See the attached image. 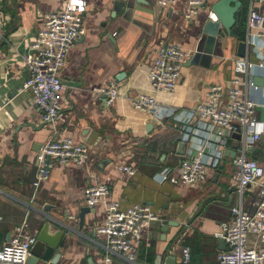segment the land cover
Masks as SVG:
<instances>
[{
  "label": "crops",
  "instance_id": "1",
  "mask_svg": "<svg viewBox=\"0 0 264 264\" xmlns=\"http://www.w3.org/2000/svg\"><path fill=\"white\" fill-rule=\"evenodd\" d=\"M115 1L87 0L82 16L87 34L67 58L61 73L65 85L59 96L62 110L56 123L50 125L44 122V112L35 105L32 92L21 89L29 76L25 57L45 17L67 0H0V248L25 222L37 234L48 223L50 235L71 226L77 233L69 235L58 264H102L106 253L97 229L103 224L104 206L92 208L82 231L76 215L88 206L84 195L87 187L108 184L111 198L120 201L123 209L149 205L162 219L150 226L141 241L139 264H155L158 256L165 264L170 254L176 264H183L184 247L191 250L189 264H219L218 254L224 250L216 237L220 225L232 221L234 207L254 212L257 192L264 187L253 186L241 194L233 180L231 155L219 168L210 170L207 182L195 187L174 185L171 176L177 174L187 145L180 147L182 126L173 116H186L211 85L233 78L235 60L241 58L237 56L238 44L248 37L254 46L249 60L256 64L250 76L252 80L264 77L259 66L264 56L261 29L248 28L249 3L239 0L243 6L237 16L246 19L245 37L224 38V56H213L210 68L187 62L174 92L157 93L146 76L159 47L177 43L193 54L207 14L219 0H209L198 21L192 23L184 20L181 4L166 8L162 15L159 7L152 10L142 4L129 19L118 15L112 20ZM254 9L264 14V0L255 2ZM113 80L119 83L120 98L111 106L105 95L93 90ZM141 94L156 97L163 119L132 107L130 99ZM252 97L264 102L263 91ZM258 116L264 122L259 110ZM194 120L190 127L196 128L198 119ZM63 137L91 149V166L57 164L35 195L37 154L51 138ZM236 145L231 142L226 152L236 151ZM249 154L264 166V138ZM123 165L137 167V175L122 173L119 166ZM166 168L169 179L161 183L155 176ZM165 226L167 230H163ZM249 245L260 246L255 236H250ZM111 258V264H128L118 255ZM29 259L26 264H31Z\"/></svg>",
  "mask_w": 264,
  "mask_h": 264
},
{
  "label": "built area",
  "instance_id": "2",
  "mask_svg": "<svg viewBox=\"0 0 264 264\" xmlns=\"http://www.w3.org/2000/svg\"><path fill=\"white\" fill-rule=\"evenodd\" d=\"M162 8L183 7V18L187 23L198 20L203 7L209 0H156ZM255 0L249 1L248 28H259V36L264 40V14L254 9ZM87 0H67L57 11L45 17L26 55L29 76L21 89L33 94L35 105L44 112L46 124L54 125L61 112L59 96L65 89L61 73L67 58L77 42L87 34L83 14ZM217 22L218 16L210 10L205 21ZM204 21V22H205ZM3 29L0 9V36ZM249 38V37H248ZM251 40L248 44L251 45ZM256 51L261 52V49ZM192 52L177 43L161 44L156 58L147 72V81L154 92L170 94L177 88L181 71L189 62ZM256 66L249 57L235 60L234 76L225 83L213 84L203 100L186 116L174 115L173 119L182 126V142L186 143L185 156L178 165L177 174L171 176L174 185L195 187L207 182L211 169L219 168L227 158V146L236 142V155L232 158L233 180L242 194L250 187H264V166L248 154L264 138V122L258 116V107L264 106L252 95L263 91V86L255 85L250 76ZM264 69V56L259 64ZM106 96L107 103L114 105L120 98L119 83L111 81L103 88L93 90ZM252 94V95H251ZM134 109L160 116L155 96L141 94L130 99ZM198 118L196 128L190 123ZM194 128V129H193ZM239 134L240 140L234 135ZM36 173L33 182L34 193L49 181L57 164H74L89 167L92 163L91 149L71 137L51 138L37 154ZM119 170L129 177L138 173L135 166H119ZM170 170L164 169L155 178L164 183L169 179ZM89 207L104 206L103 224L97 234L103 240L106 257L102 264H111L112 256L118 255L128 264H139L138 247L147 230L160 215L149 205L135 204L123 209L120 201L111 198L108 184H97L84 190ZM231 222L222 223L216 237L224 239L226 249L218 254L219 264H264V189L257 192L255 210L245 211L243 206L232 209ZM255 236L259 247L250 246L249 238ZM38 234L29 230L25 222L15 229L11 238L0 248V264H26L31 250L37 242ZM183 264H189L191 250L184 247Z\"/></svg>",
  "mask_w": 264,
  "mask_h": 264
},
{
  "label": "water",
  "instance_id": "3",
  "mask_svg": "<svg viewBox=\"0 0 264 264\" xmlns=\"http://www.w3.org/2000/svg\"><path fill=\"white\" fill-rule=\"evenodd\" d=\"M249 3L250 0H245ZM262 0H255V2H261ZM145 4L150 9L156 10L158 7L161 9L159 14H163L165 8L158 6L156 0H127L125 1H115L112 12V20L116 19L117 16H122L124 19H129L128 17L132 12L139 8L140 5ZM243 6V2L239 0H219L216 2L212 10L217 14L218 21L213 22L207 20L202 25L201 36L197 43L196 49L189 60V64L201 65L206 68L211 67L213 56L223 57L224 52L222 48V40L226 37L232 35V30L237 22V14ZM156 13V11H155ZM154 15V14H153ZM250 37L248 38V40ZM248 40L241 41L238 44V57L250 56L254 51V46L251 42V45L248 44ZM123 75V74H122ZM122 76H119L118 79H121ZM253 82L255 85L263 86L264 77H254ZM105 97V96H104ZM106 99V98H105ZM258 110L262 113L264 117V107H258ZM198 118H195V122ZM235 140H240V135H234ZM185 146L184 143L180 147ZM238 145H236L237 147ZM234 158L236 151L228 150L226 156ZM109 162V161H108ZM49 211V208H45ZM92 207L84 206L80 208L79 212L76 215V218L79 222L78 229L82 231L86 223L85 217L87 214H90ZM72 220V219H71ZM168 226H171L169 222ZM50 224H45L37 237V242L33 246L30 255L31 264H39L41 261L50 264H58L59 260L62 257L63 248L66 246V243L69 239L71 233L76 234V230L71 226H63V228L57 231L55 234L50 235ZM163 230H167V226ZM219 243L226 249V242L224 239H220ZM162 257L158 256L155 264H161ZM165 264H176L174 255L170 254L169 259L166 260Z\"/></svg>",
  "mask_w": 264,
  "mask_h": 264
},
{
  "label": "trees",
  "instance_id": "4",
  "mask_svg": "<svg viewBox=\"0 0 264 264\" xmlns=\"http://www.w3.org/2000/svg\"><path fill=\"white\" fill-rule=\"evenodd\" d=\"M246 19L244 17L237 16V22L232 30V35L243 39L245 37Z\"/></svg>",
  "mask_w": 264,
  "mask_h": 264
},
{
  "label": "rangeland",
  "instance_id": "5",
  "mask_svg": "<svg viewBox=\"0 0 264 264\" xmlns=\"http://www.w3.org/2000/svg\"><path fill=\"white\" fill-rule=\"evenodd\" d=\"M198 20H196V22H197ZM248 157H251V154H248ZM252 158V157H251ZM255 159V158H254Z\"/></svg>",
  "mask_w": 264,
  "mask_h": 264
}]
</instances>
